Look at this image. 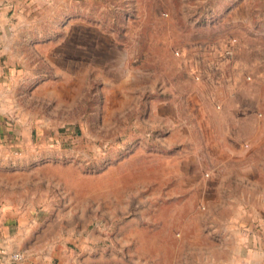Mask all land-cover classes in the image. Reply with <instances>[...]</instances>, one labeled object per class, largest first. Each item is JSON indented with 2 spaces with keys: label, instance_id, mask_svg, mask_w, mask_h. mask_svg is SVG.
Listing matches in <instances>:
<instances>
[{
  "label": "rangeland",
  "instance_id": "obj_1",
  "mask_svg": "<svg viewBox=\"0 0 264 264\" xmlns=\"http://www.w3.org/2000/svg\"><path fill=\"white\" fill-rule=\"evenodd\" d=\"M33 1L24 76H52L36 90L56 251L264 264V0Z\"/></svg>",
  "mask_w": 264,
  "mask_h": 264
},
{
  "label": "crops",
  "instance_id": "obj_2",
  "mask_svg": "<svg viewBox=\"0 0 264 264\" xmlns=\"http://www.w3.org/2000/svg\"><path fill=\"white\" fill-rule=\"evenodd\" d=\"M20 1L0 0V264H70L69 248L63 244L56 251L54 232L45 227L49 222L43 214L55 203L47 196V173L54 166L47 140L53 125L38 113L36 89L50 95L52 76H24L32 29L24 23ZM36 44L30 45L34 49ZM13 254L23 260L13 261ZM56 256L62 258L59 263Z\"/></svg>",
  "mask_w": 264,
  "mask_h": 264
},
{
  "label": "built area",
  "instance_id": "obj_3",
  "mask_svg": "<svg viewBox=\"0 0 264 264\" xmlns=\"http://www.w3.org/2000/svg\"><path fill=\"white\" fill-rule=\"evenodd\" d=\"M11 259L13 260V261H21V260H23V256L21 255V254H13L12 256H11Z\"/></svg>",
  "mask_w": 264,
  "mask_h": 264
}]
</instances>
